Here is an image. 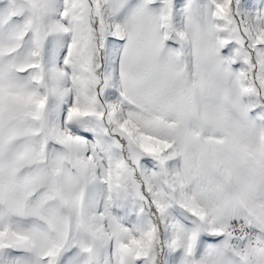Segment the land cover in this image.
I'll use <instances>...</instances> for the list:
<instances>
[{
    "label": "snow or ice",
    "instance_id": "6c2138e0",
    "mask_svg": "<svg viewBox=\"0 0 264 264\" xmlns=\"http://www.w3.org/2000/svg\"><path fill=\"white\" fill-rule=\"evenodd\" d=\"M0 264H264V0H0Z\"/></svg>",
    "mask_w": 264,
    "mask_h": 264
}]
</instances>
